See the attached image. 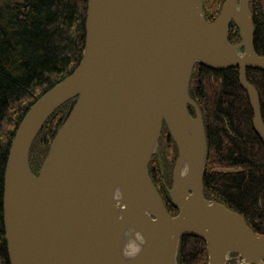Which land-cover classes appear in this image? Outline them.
Here are the masks:
<instances>
[{"label": "water", "instance_id": "water-1", "mask_svg": "<svg viewBox=\"0 0 264 264\" xmlns=\"http://www.w3.org/2000/svg\"><path fill=\"white\" fill-rule=\"evenodd\" d=\"M197 65L239 69L264 144L260 96L247 80L248 69L264 71L250 0H225L211 23L203 0H88L78 67L31 106L10 146L3 197L10 264H179L182 237L205 241L208 264H229L231 254L264 264V236L204 196L208 141L190 96ZM70 101L35 174L32 147ZM164 126L178 149L176 216L148 172Z\"/></svg>", "mask_w": 264, "mask_h": 264}, {"label": "trees", "instance_id": "trees-1", "mask_svg": "<svg viewBox=\"0 0 264 264\" xmlns=\"http://www.w3.org/2000/svg\"><path fill=\"white\" fill-rule=\"evenodd\" d=\"M224 2L203 0L209 23L218 17ZM87 3L88 0L0 2V264H10L3 222L4 176L10 146L31 106L78 67L85 48ZM250 9L256 51L264 56V1L250 0ZM229 37L232 44L241 42L235 23H231ZM247 80L259 93L264 121V71L248 69ZM190 96L201 109L208 141L205 198L239 213L258 236H264V144L253 128L254 114L240 86L239 69L218 71L197 65ZM72 102L60 107L37 137L30 153L35 174H39ZM190 113L195 117L192 107ZM40 141L45 153L37 165L32 160ZM171 150L178 157L177 146L164 126L158 155L148 172L169 213L176 216L178 210L170 197L173 175L164 165ZM191 245H195L194 251ZM179 251V264H208L206 243L201 239L182 237Z\"/></svg>", "mask_w": 264, "mask_h": 264}, {"label": "rangeland", "instance_id": "rangeland-1", "mask_svg": "<svg viewBox=\"0 0 264 264\" xmlns=\"http://www.w3.org/2000/svg\"><path fill=\"white\" fill-rule=\"evenodd\" d=\"M8 1L9 0H0V2H8ZM41 141L38 144L37 152L34 155L35 157H33V160H32L37 165L39 163L38 160L40 161L42 159L44 153H45V148H44V145L42 146V142ZM172 151H174V150H171L170 152L169 151L167 152V155L168 156L166 157V161H165V164H164L166 166L165 169L168 171L167 173L169 175L170 174L173 175L174 167H175V164H176V161H177V158H178L177 157V154L174 153V152H172ZM222 171H224V172H227V171L228 172H231V171H235V170H232V169H223ZM191 246H192L191 251L192 250L194 251L196 249L195 245H191Z\"/></svg>", "mask_w": 264, "mask_h": 264}, {"label": "flooded vegetation", "instance_id": "flooded-vegetation-1", "mask_svg": "<svg viewBox=\"0 0 264 264\" xmlns=\"http://www.w3.org/2000/svg\"><path fill=\"white\" fill-rule=\"evenodd\" d=\"M180 252V251H179ZM179 254V253H178ZM180 255V254H179ZM230 259L231 261L229 262V264H240L242 262L241 259H239L238 255L235 254V255H230Z\"/></svg>", "mask_w": 264, "mask_h": 264}]
</instances>
